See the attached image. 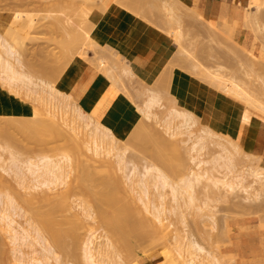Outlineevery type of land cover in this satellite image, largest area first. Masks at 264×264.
I'll return each mask as SVG.
<instances>
[{"label":"rangeland","instance_id":"374dc122","mask_svg":"<svg viewBox=\"0 0 264 264\" xmlns=\"http://www.w3.org/2000/svg\"><path fill=\"white\" fill-rule=\"evenodd\" d=\"M58 1L0 0V21H2L1 18H3L5 23H7L10 15L12 17L18 16L19 18L22 15L23 19H27L28 21L30 19L32 21L31 23H33V25L30 24L31 27L33 26L32 28L29 26V28L25 27L20 29L21 31L23 30L22 32L20 31L23 33L22 35L24 37L23 39L21 37L22 42L19 41L21 40L19 37L21 33H19L20 35L18 36L19 40L10 37L5 34V26L0 25V35L2 36V39L11 47L13 46V51H16L17 54L19 53L20 55V59L23 64L20 68L18 67L19 70L29 74L33 78L32 80L37 84L39 80L42 79L49 81L52 78L50 80L51 82L54 80L53 73L51 74L45 71V67L55 68V75L58 74L57 72L63 71L62 74L60 73V77H58L56 81L54 80L55 85L53 83L52 86H58L56 89H58L62 94L60 95L61 100H64L60 101V98H58L59 96H55L57 97L55 100L51 99V102L45 100L48 102L46 103L43 99H45L44 95H47V93L45 91L42 92L43 90H40L41 88L35 89L40 90L39 92H41L39 97V94H37L38 91H36L37 95L35 96L37 98L34 96L35 99L31 97L30 94L26 95L29 93L27 92L26 88L21 90L19 93L15 92L13 89L9 88V86L3 84V77L0 76V90L3 94L0 95H2L6 100L18 99L17 104L21 102L25 103L27 101L25 104L28 110V112L21 110L22 114H20L17 109L13 110V113L12 111L9 112L7 110V113L3 115V117L29 118L33 113L34 115L39 114L38 116L42 117L43 119H47L48 113L46 114L47 111L45 112V109L47 110L49 107L52 112L54 111L56 115H58L57 121L60 123L63 129L67 130L72 136L78 139H85L91 147L93 146L91 130L94 131L95 128L98 127V129L101 130L102 123L97 122L96 118L87 114L79 106L76 96L72 94L78 86L76 83L73 84V90L71 89L72 92L70 91V93L59 87V84L63 79L69 78L68 72L72 71L69 66L61 67V65L63 66L61 63V53L63 50L59 46H61V41H64L62 39L66 40L69 37L68 35L71 34L66 32L68 31L66 29L68 28L70 30L72 25L73 27H76V29L79 30L78 32L81 34L82 32L92 31V27L90 28V26H92L91 22H86V17L90 16L89 14L92 11L88 10L87 12L89 14L84 11L87 15H84L86 20H83L85 22L81 20L83 17L80 16L85 14L82 12L83 9L87 10L89 8L94 10L98 8L100 1L75 0L76 4H74V0ZM71 1L74 4H72V6L70 4L72 3ZM127 1L130 2V0H124L122 2V7L120 8L121 14L125 13V10L129 14L133 12L132 10L140 11H134L133 14H128V17H123L125 18L124 23L121 26H118V29L115 30L113 34L108 36V39L101 41L92 38L91 42L89 39H86V43L81 45V50L76 53L73 59L74 61L72 62L74 69L83 63L85 68L93 70L98 75L107 77L111 83L119 89L126 104L132 108L134 113L137 114L139 119L138 121L140 122L137 123H139V125L142 124L139 126V131V129L134 130L135 126L137 127L138 125L136 123L137 125L135 124L125 133V138H120L117 140L116 150L111 151L107 156L102 155L101 157L111 161L113 160L112 157L115 153L118 151H125V158L129 162V164L126 165L128 168L127 174H131L128 172L131 171L133 167L137 168L141 174H144L147 169L157 168L163 174H165L168 181L171 182V186H181V181L186 179L188 175H199L201 177V182L195 187V200L193 208H186L183 206L181 209L183 212V218L179 219V216L176 217L177 215L174 216L171 213L173 207H175V203L173 202L170 189L155 188L154 186L150 185L147 197H150L151 201L159 203V200H161V197L159 196L161 194H163L165 198L164 208L166 209V213L162 219L163 224L166 227L168 226L166 232L168 233L169 241L168 243L166 241H164V243L160 242L158 245H155L156 248L149 253H146L148 251L145 250L143 257L139 256L144 249L150 246L153 239L149 240V237L144 239L142 242L137 243L134 251L132 252L133 254L131 253L130 255H125V252L122 251L119 252V257H115L113 255V249L108 247L109 241H107L105 232L106 229L101 227L102 225L99 224V222L97 223L92 219L89 220L86 217L85 212L82 211L84 208L81 206H84L86 208L92 207L91 211H94L95 213L98 212L100 205H98L96 201L97 196L95 195H98L100 188H89L92 191L88 189L86 195L77 191V194L75 193L76 195L73 194L71 197L69 196L67 198V202L69 201V205L67 207L69 208V211L67 208L66 210L64 208L66 214L60 211L62 216L63 214L67 217L68 215L69 217L72 216L73 219H76L74 220L76 221V224L80 225V231L77 230L79 231L77 234L80 236H77V243L75 242L73 244V239H71V237L70 240L68 237V239H64L66 240L65 243L67 244L64 245H66L70 251H72V249L74 250V257L71 254V256H66L69 254H64L62 251H60V248L55 247L50 239L49 233L44 232V236L47 239V242L51 244L53 248L52 250H55L54 252L56 253V256L59 257V264H85V260L83 258V249L89 236H92L95 245H100L105 249V252L108 253L109 258L112 260L110 264H130L129 262L135 259L138 260V264H150L148 259L150 257L154 258L155 264H159L161 259L164 257L165 260H167L166 258L169 257V255L172 258L176 257L178 254L177 247L179 243L182 242H194L195 246H200L207 252L212 253V255L220 260L221 263L223 262V264L225 262L227 263L226 260L229 261L228 263L231 262L232 264H239V262H237L236 254L232 250V241L235 236L247 234L249 231H254L257 234H260V237L262 238V244L264 243V196H262V198L258 201H252V199H250L251 201H244V193L239 190L227 193L226 190L221 188V185L214 186L211 183V179H221L224 174V170L221 169L220 166L213 163V160L218 158L219 154L221 153V149L216 144L217 141H221V144H224L229 149L231 148L230 143L237 146L239 153L234 156L235 170L237 172L247 171L250 166L263 167L261 165L260 157L245 153L235 139H232V137L229 135H224L221 133V129H224L223 127L226 125L228 117L226 115L227 113L225 114V111L218 109V107H221V102H226V100L236 102L244 109V111L241 112L239 116L241 117L245 114L249 119L247 125L251 122V117H256L264 121V113H262L263 116H260L259 114H261L262 111H258L259 114L254 111L257 110L261 102L264 103V93L262 94L261 92L264 90V0H248L247 4L242 7L243 15L246 8L249 7L248 15L246 16V21L249 25L246 30L247 33L245 37H240V31H238L237 34L231 36L232 39L230 37L232 41L229 38H227L228 40H225L224 37L222 39L221 37L217 38L215 36L208 35L206 29L209 28V25L214 26L215 24H213L208 19L203 18L195 8L193 9L191 5H188L189 2L187 0H153L154 2L151 0H131V2L134 1L136 3L133 5L134 7L127 3ZM185 1H187L188 4ZM64 2H67L69 6H67V4L65 5ZM115 2L116 0H113L110 5H107L108 3L106 1V6L112 7L114 6ZM125 2L126 5L130 6H127V9H122L124 7L123 4L125 5ZM130 7L132 9H130ZM130 10L131 12H129ZM80 11L82 14H79ZM135 13L137 17L135 16ZM24 14H26L27 17ZM124 15H126V13ZM260 16L262 19L255 20V17L257 18ZM16 17L12 19L15 20L17 19ZM175 19L178 21L174 22ZM82 21L87 24L85 25ZM58 22H60L59 27H61L63 24L61 29H63L64 26L67 28L63 29V31H60V28L55 29L54 26ZM67 23L71 26H67ZM74 23H76V25H74ZM79 23H81V26H79ZM77 26H79L81 29L77 28ZM52 28H54L55 31H52ZM103 32L100 27L99 32L95 33L94 30L92 36H96V34L97 36L104 34L106 37L108 35V30L104 29ZM142 33H145L144 35L149 33V39H152V41H150V46L152 49H157L161 44V41H165L167 46L166 60L163 62L164 65L162 71L155 78L157 81L155 79L142 81L137 76H135L130 67L134 60L129 59L130 55H123V52L128 48L130 50L135 49V46H133L135 40L143 41V38L140 37ZM50 38L52 40H50ZM59 48L62 51H60ZM59 51L61 52L60 56L58 54ZM56 55H58L57 58ZM10 60L11 62H14L13 59ZM252 63H254V65ZM63 68L66 69L63 70ZM178 76L181 77V81L183 82L180 96L179 92L176 93L175 87L177 86L175 84L178 81ZM203 78L207 80V82L204 81ZM161 81L163 84H160ZM208 81L212 84L208 83ZM213 84L217 87V89L213 86ZM155 87L159 89L160 93H158L159 91H156ZM251 87L254 89V92L251 90ZM231 90L235 92H232ZM34 92L30 93L33 95L35 94ZM42 93H44V95ZM153 94H162L164 97L161 96L162 98L159 102V106L150 110L152 115L147 116L145 113L148 111L147 101ZM29 95L32 99H34L33 101L28 97ZM252 95H256V97L253 96L254 98L251 99V101L244 102L243 99L246 97L248 99L249 96L252 97ZM38 97L42 102L39 101L38 103V101H36ZM165 97L167 98L165 99ZM248 105L249 108L246 107ZM43 106L48 107H45L43 110ZM32 107H38L39 110H36ZM77 108L81 109L83 115L79 116V114L76 112ZM33 109L34 111L36 110L39 112H33ZM176 111L181 113L184 112V114H186L185 111L190 112L195 118L198 119L196 124L191 129L181 127L179 125L181 119H172V113ZM43 112H45V114ZM88 122L90 123L88 124ZM149 128H152V130L155 131L157 130V132L163 134L166 144L164 149H160L162 154L159 151H156L157 154L153 156L152 153H145L143 150H141L143 148L145 149L150 147H144L146 146L145 142L143 144L144 146L142 145L143 141L147 139V136L145 137L144 135L146 138L145 139L142 137L143 135L140 134H147ZM132 129L134 133L137 135L139 134V138L140 135L141 138H143L142 141L139 139L138 141H135L138 142L137 144L139 145H137L134 141V143H131L134 145V147L137 146V150L131 144L130 145L132 147H130L129 144L124 143V141L130 137L129 134L133 132ZM143 129L144 131L146 130V132L142 131ZM204 131H214L216 133H220L221 139L214 137L213 139L206 140V147L198 156L195 151L191 150L195 139H190L189 136L190 134L193 136H200L204 134ZM16 137H19L17 140L20 139L18 144H21V148H17L19 145L17 147L13 146V150L12 147H7L8 145L4 143L2 137L0 136V182L2 181L0 183V250L2 253L0 254V264H34L35 262L37 263V261L40 262V260L41 262H44L46 259L45 256L47 255L46 252L43 251L44 244L42 241H38L40 238L36 237L34 230L31 227L32 225H37V221L33 217L32 212L27 210L28 208H26V205L24 201L22 202L21 198L25 197V199L27 198L28 200V197H30L33 193L39 194L41 192L42 194L41 190L45 191V193L47 191V193L50 196L52 195V197L55 196L56 193V195L66 193L70 183L71 185L73 181L77 183L75 180L77 168L74 166L76 170L73 169V171H71L65 184L60 185L55 189L51 188L53 190H45V187V189L42 187L41 189L39 186H37V184L35 186L33 174L30 170V172L27 171L30 167L28 161H39L42 156H46L47 154V156L54 160L60 158L58 156L62 155L61 151H63V154L67 153L65 151L66 148L63 143L64 141H52L54 143L51 145V150L49 147L50 144L47 142L44 143L35 141L34 143V141H31L32 144L25 143V145L24 140L23 142L21 141V139H24L23 137L21 138L19 135H16ZM25 142L27 141L25 140ZM52 142L50 143L52 144ZM55 142L57 144H55ZM174 142L180 146L179 149H181L180 151H182V153L178 152V154L174 149H171L173 147L169 144H173ZM22 146L24 150H22ZM26 146H28L29 149ZM45 146L47 149L49 147L48 151H51L46 153L47 149H45ZM39 147H44V149H40L43 151L45 150V153H42L40 150H38ZM168 147L171 149L169 154L168 151H166L169 150ZM19 149H21V151H18ZM35 149L37 150L36 152L34 151ZM104 149H106L105 144ZM165 153L167 154L166 156L164 155ZM86 155L88 158L87 160H89L90 157L95 158V156H93L90 151H88ZM157 155H159V160H161L160 157L162 155L165 156V158L163 157L164 159H162L163 163H161L162 161L160 162L157 159H154L157 157ZM166 157L169 159L167 160ZM88 162V166H95L91 161ZM168 162H172V164L168 165ZM199 162H201L200 165ZM153 165L157 167H153ZM177 166H184L185 168H183L181 171L183 172L185 170V172H183L185 175L182 177H179L176 172ZM71 168L73 167L71 166ZM114 172L117 173V175H120L119 171L116 170V167H114ZM19 176L21 179H24H19ZM108 177L110 176L104 170L100 169L95 171L93 179L101 180L107 179ZM73 178L74 180H72ZM136 179H138V177ZM30 180L33 182V184H31L32 182ZM249 181H251V179H249ZM33 185L35 189L37 187L39 188L34 190ZM31 187L32 189H30ZM137 191H139V189H137ZM109 195L113 196L119 201H121L120 199L124 197L128 199L127 196H124L122 193L120 194L117 191H112ZM83 196L90 197H87V200L86 197L83 198ZM138 197L139 196L136 194L133 195V199H135V201L133 200V202H135L133 203V207L136 206V215L140 212L139 215L142 214L141 217L145 216L146 218L152 220L153 218L146 212L145 207L141 201L138 200ZM82 200H84V202ZM85 200L86 203L88 202V204L85 203ZM93 202L94 205H91ZM121 202L123 203V201ZM182 202L183 201L181 200V203ZM35 205L38 206L40 204L36 203ZM150 208L152 209L153 205H151ZM81 211L83 213H81ZM58 215L60 216V214ZM8 219L12 221H9ZM10 222L11 224H9ZM249 222L254 226L247 227ZM82 223L84 225L83 227H81ZM177 241H179L178 244ZM68 243L70 246H68ZM73 245H75V249ZM69 247L73 248L70 249ZM160 254L164 257L161 258ZM52 260L48 261L49 264H58V262H52Z\"/></svg>","mask_w":264,"mask_h":264},{"label":"bare ground","instance_id":"6f19581e","mask_svg":"<svg viewBox=\"0 0 264 264\" xmlns=\"http://www.w3.org/2000/svg\"><path fill=\"white\" fill-rule=\"evenodd\" d=\"M56 1H58V0H56ZM99 1L100 2L98 4V6H99L98 8H96L94 10L89 9V8L87 10L86 9L82 10L83 13L87 12L88 10L92 11L91 12L92 14L91 13L89 14L87 12L90 16H87L86 13L82 14L81 11L79 12V14L83 15V16L79 15L80 17H83V18H81V20L85 19L84 15L87 16L86 17L87 20L86 19L85 20L87 23L91 22L92 26H90V28L92 27V31L82 32V34H81L78 32L79 30H77L76 27H73V25L72 26L68 25L69 22L67 23V26H69V27L71 26L70 30L64 26L63 29L67 28L66 30H68V31H66V30L65 31L68 33H71V34L70 35L67 34L69 37L66 40L65 39H62L64 41L60 40L61 41L60 44L62 47L59 46L60 44L58 43L59 44L58 46L63 50L62 51L59 48L60 51H62V53L60 51L58 53L59 56L62 54L61 60L63 62L61 60L60 61L63 64V66L61 65V67H65V66L68 67L69 66L71 68V70L72 69L74 70V66L72 65V62L74 61L73 59H74L76 53L81 50V45L83 43H86L85 42L86 39H89L91 42V40L93 38L92 33L94 32V30H95V33H98L99 28L101 27L102 32L104 31V29L108 30V32H109L112 30V29H110L112 26H116V25L120 24L121 21L125 19L123 17H125L129 14L128 12H126V10H125L126 15H124L125 13L121 14L120 8L122 7V2L124 0H116L114 6H112V7L106 6V0H99ZM151 1H153V0H151ZM67 2L66 3L64 2V4L66 5ZM130 2H131V0H130ZM130 2L127 1V3L131 4V6L134 7L133 5H135L136 3L134 1H133L134 3L133 2L130 3ZM185 2L188 4L187 1H185ZM70 4L72 6L73 2ZM74 4H76L75 0H74ZM63 5H62V7H63ZM188 5L190 6L191 4L189 3ZM67 6H69V4H67ZM123 6L124 7L122 9H124V8L127 9V6L129 7L130 5H126V2H125V5L123 4ZM191 7H192V5H191ZM130 9H132V8L130 7ZM138 9H139V7H138ZM142 9H144V8H142ZM195 9H196V7H195ZM70 10H71V8H70ZM248 10H249V7L246 8L244 15L241 16V19L236 18L231 23L211 21L215 25L214 26L209 25V28L206 29L207 34L210 36H215L217 38L221 37L222 39L224 37L225 40H228L227 38L230 39V37L235 34V32L239 26V22L241 23L242 29L245 27L244 30L246 31L248 26H249L247 24V21H246V16L248 15ZM42 11H44V10H42ZM122 11H124V10H122ZM132 11L138 12L140 10H132ZM129 12H131V10ZM133 12H131L130 14H133ZM59 13H62V12H59ZM143 13H144V11H143ZM24 15L27 17L26 14H24ZM10 16H9L7 23H5L3 18H1L2 21H0V25H2V26L4 25L6 28L5 34L10 36V37L18 39V36L20 35L19 33H21L23 31V30L21 31L20 29L25 28V27L29 28L30 24L33 25V23H31L32 21L29 18H28L29 21L27 19H23L22 15L20 18L18 16L17 17L14 16L17 18L15 20L12 19L14 17H12V16L10 17ZM28 16H29V14H28ZM135 16L137 17L136 13H135ZM257 19H262V17L261 16L257 17V18L255 17V20H257ZM74 21H75V19H74ZM175 21L177 22L178 20L175 19L174 22ZM59 23L60 22H58L54 26V28L55 29L60 28V31L61 30L63 31V29H61L63 24L61 25V27H59L60 26ZM83 23H82V25H83ZM79 24H80L79 26H81V23H79ZM74 25H76V23H74ZM77 25H78V22H77ZM79 26H77V28H80ZM32 27L30 26V28H32ZM83 27H87V26H83ZM54 28H52L53 29L52 31H55ZM86 29H88V28H86ZM95 33H94V35H95ZM22 34L23 33H21V35ZM21 35L19 37H20V39H21V37L23 39L24 37H23V35L22 36ZM100 35L104 36V34H100ZM96 36H97V34H96ZM22 39L21 40L18 39V40L22 42ZM231 39H232V37H231ZM50 40H52V39L50 38ZM50 40H48V41H50ZM14 41H17V40H14ZM0 51H2V52H0V76L3 77L2 78L3 84L9 86V88L13 89L15 92H18V93L21 90H23L24 88H26L27 92H29V93L26 92L27 93L26 95L30 94L31 97H33V98L37 94H39V97H40L41 92H39V91L43 90L42 92L45 91L47 93V95H44V93H42L45 96L44 97L45 99L42 98L44 101L48 100V102H51V99L55 100L57 98L55 96H59L58 97V98H60L59 100L64 101L63 99L61 100V97H60V95H62V94L59 92L58 89H56V88H58V86L57 87L54 86L55 81L57 80L58 77H60V75L62 74L63 71L57 72L59 75L56 74L57 75L56 76L54 74L55 68L45 67V71H47L51 74L53 73L55 81L53 80L54 82L53 81L51 82L50 80L52 78L49 81H45L42 79V80H39L40 83L38 82V84H39L38 85L37 83H35L32 80L33 78L29 74H27L25 72H21L19 70V68L23 64L21 62L19 53L17 54L16 51H13V46L11 47L9 44H7L2 39L1 35H0ZM51 52H53V51H51ZM57 56L58 55H56V58H57ZM10 59H13L14 62H11ZM252 64L254 65V63H252ZM65 69L63 68V70H65ZM45 74H46V72H45ZM45 74H44V76H45ZM204 81L207 82V80H205V79H204ZM48 82H50L51 85ZM53 83H54L53 86L55 88L52 86ZM161 83H162V81L160 82V84ZM208 83L212 84L209 81H208ZM213 86L216 87L214 84H213ZM67 87H69V85ZM36 88H41V89L35 90ZM158 88H159V86H158ZM158 88L155 87L156 91H159ZM28 89H29V91H28ZM32 89H34L35 92ZM165 89H166V87H165ZM216 89H217V87H216ZM31 90L35 94L32 95L31 93H33V92ZM251 90H253V92H254V89L252 87H251ZM36 91H38L39 93L37 92V94H36ZM231 91L235 92L233 90H231ZM261 92L263 94L264 90H262ZM158 93H160V91ZM161 93H162V91H161ZM0 94H2L1 90H0ZM162 94H157V95L153 94L149 97V99L147 101V110L148 111L145 112L147 116L152 115V113L150 112L151 109H154L157 106H159V102L161 101V98L164 97ZM167 94H168V92H167ZM30 95L28 96L29 98H31ZM47 96H49V97H47ZM250 96L248 99H247V97L245 99H243L244 102L251 101V99L254 98L253 96L256 97V95H252V97H250ZM263 96H264V94H263ZM39 97L36 100V101H38V103H39V101L42 102L41 100H39ZM166 98L167 97H165V99ZM34 99L31 98L32 101ZM17 100L18 99L6 100L3 96H2V98H0V136L2 137L4 143H6V145H8L7 147L13 148V146L17 147L19 145V147H17V148H21V146H20L21 144H18L20 139L17 140L19 137H16V135H19L21 138L22 137L24 138V139H21L22 142L24 140V144L25 143L32 144L31 141H34V143H35V141L44 142V143L47 142L48 144H50L49 147L51 150H52L51 145H53V143H54L52 141H60V140L64 141L63 143H64L65 148H66L65 151L67 152V153L63 154V151H61L62 155L60 154L61 156H58L60 158H57L55 160L51 159L49 156H47L48 155L47 154L46 156H42L39 161H34V162L28 161V164L30 167L27 171L30 170L31 173L33 174L35 186L37 184V186H39L40 188L45 187L46 188V189L44 188L45 190L51 189V188L55 189L56 187L65 184L66 180L69 178L71 171H73V169L77 168V170L75 169L76 170V179L75 180L77 183H75L74 181L72 182V180H74V178H73L71 180V182H72V185H74V186H72L70 183L68 186L67 192L65 191L66 193H61L58 195H56L57 194L56 193L55 196L52 197V195L50 196L47 193V191H46V193L48 195L45 193V191L41 190L42 194H41V192L39 193L40 195L38 193H36V194L33 193V194H31L30 197H28V200H27V198L25 199V197L21 198L22 202L24 201L26 208H28L27 210L32 212L33 217L37 221V225H32L31 227L34 230V234L36 235V237L40 238L38 241H40V242L42 241V243L44 244V250L43 251H45L46 255H47V256H45L46 259L43 257L45 259L44 262L43 261L41 262V260H40V262L37 261L38 264H43V263L49 264L48 261L52 260L53 256H54V258H53L52 262L53 261L58 262V260H59V257H57L56 253L54 252L55 250L53 251L51 244H49L47 242V239L44 236V232L49 233L50 239H51V241L55 247L60 248L61 249L60 251H62L64 254H69L66 256H71V255L73 256L75 254V253L73 254V251H74L73 249H72V251H70L68 249V247H66L67 244L65 243L66 240H64V239L68 237L70 240V237H71V239H73L72 241L74 244L78 240L77 238L80 237V236H78L79 234H77L80 231L79 230L80 225L76 224V221H74L76 219H73L72 216H70L71 218L69 217V215H68V217L64 214L62 216L60 211H62V213L63 212L65 213V210L69 205V201L67 202V198L69 196L71 197V195H73L75 193L77 194V191L86 195L89 188H92V189L93 188H98V189L100 188L98 195H95V196H97L96 201H97L98 205H100L99 206L100 209L98 210L97 213H95L94 211H91L92 207L86 208L84 206H81L84 208V209L82 208L83 209L82 211L85 212L86 217L89 220L92 219V220L96 221L97 223L99 222V224L102 225L101 227H104L106 229V231H105L106 237H107V241H109L108 247L113 249V255L115 257H119V252H122V251L125 252V255H130L134 251V248H135L137 243H140L144 239L149 238V237H150L149 240L153 239V241L151 242L149 247H147L146 249H144L142 251V253L139 257L144 256L143 253L145 250L148 251L146 253L153 251V249L156 248L155 245H158L160 242L164 243V241H166L168 243L169 238H168V233L166 232L168 226L166 227L163 224V219H162L166 213V209L164 208L165 198H164L163 194H161L159 196V197H161V200H159V203H155L154 201H151L150 197H147L150 185L154 186L155 188H162V189L169 188L170 189L172 197H173V202L175 203V207H173V210L171 211V213L174 216L177 215L176 217L179 216L178 217L179 219L180 218L182 219L183 218V212L181 211V209L183 208V206L186 208H193V204H194V200H195L194 199L195 187L197 186V184H199L201 182V177L199 175H188L186 177V179H183L181 181V186H179V185L171 186L172 184L170 181H168L165 174H163L157 168L147 169L144 174H141L137 170V168L133 167L131 169V171L128 172L131 174H127L128 168L126 165H128L129 162L125 158V151H118L117 150L118 152L114 154V156L112 157L113 160H111V161L106 160L105 158L101 157L102 155L107 156V155H109V153L111 151L116 150L117 140L120 139L117 137L114 130L111 128V126H110L111 124L108 125L107 123L99 121L100 119L99 120L97 119V122L102 123V126L99 124L102 128L100 130V129H98L99 127L97 126L98 128H95L94 131L91 130L92 137H93V140H92L93 146L90 147V145L86 142L85 139H78V138L72 136L67 130L63 129V127L57 121L58 115H56V113L54 111L52 112L48 106L47 107L50 111L48 109L47 110L45 109L46 106L45 107L43 106L44 108L42 107L43 110L45 109V112L47 111L46 114L48 113L47 119H43L42 117L38 116L39 114L34 115L33 113L29 118L3 117V115H5L7 113L6 112L7 110L9 112L12 111V113H13V110L17 109L20 112V114H22L21 110L28 112L27 106L25 104L27 101L25 103L21 102V103L17 104ZM172 101H174V100H172ZM45 102L48 103L47 101H45ZM86 105H87V103H86ZM38 107L37 108L32 107V108L39 110ZM246 107L249 108V105ZM263 109H264V103L261 102L259 104L257 110H254V109H252V110H254L258 114H259L258 111H262L261 114H259V115L263 116L262 115V113H264ZM36 110L34 111V109H33V112H37ZM19 112H15V113H19ZM45 112H43V113L45 114ZM76 112L79 114V116L83 115L81 112V109L77 108ZM185 112H186V114H184V112L181 113L178 111L172 113V119H174V120L181 119L179 125L181 127L186 128V129H191L196 124V121L198 119L195 118L190 112H187V111H185ZM25 114H27V113H25ZM86 117H87V115H86ZM88 118H90V117H88ZM239 120H240V122H242L245 125H247V123L249 122L248 121L249 119L245 114L242 115ZM137 122H139V121H137ZM89 123L90 122H88V124ZM139 123H137L138 125L136 124L137 127L135 126L134 130L135 129L138 130L140 128L139 126H141L142 124L139 125ZM132 131H133V129H132ZM139 131H140V129H139ZM142 131H144V129ZM136 132H138V131H136ZM144 132H146V130ZM203 133L204 134L200 135V136H193L192 134H190V136H189L190 139H195L193 142L191 150L195 151V153L198 156L205 149V147H206L205 141L206 140L213 139L214 137H218L219 139H221L220 133H216L214 131L213 132L204 131ZM140 134L143 135L142 137H144V135H145V137L147 136V139H148L147 140L144 137L146 140L143 141L142 145L145 142L146 146L143 145L144 147L150 146V147H147L145 149L144 148L141 149V150H143V152H145V153L150 152V153H152L153 156L156 155L158 151L161 153L160 149H162V148L164 149L165 144H166L165 139L163 137V134L157 132V130L156 131L152 130V128H149V130L147 131V134H145V133L144 134L140 133ZM129 135H130V137L127 140H125V141L122 140V141H124L125 144L130 145L133 141L134 142L138 141V139L142 141V139H143V138H141V135H140V138H141L140 139L138 136L139 134L137 135L136 133H134V131ZM123 138H125V137H123ZM25 140L27 142H25ZM28 141H30V142H28ZM50 142H52V144ZM167 142H168V139H167ZM47 143H46V145H47ZM135 143L137 144L138 142H135ZM139 143H141V142H139ZM174 143L169 144L170 146L173 147L171 149H174L176 151V153H178V152L182 153V151H180L181 149H179L180 146L176 142H174ZM55 144H57V143L55 142ZM104 144H105L106 149H104ZM216 144L221 149V153L219 154L218 158L213 160L214 161L213 163L215 165L220 166L221 169L224 170V174H223V177L221 179L220 178L211 179V183L214 186L221 185V188L226 190L227 193L235 192L236 190L241 191L242 193L245 194L244 201H251L250 199H252V201L260 200L262 198V196H264V168L263 167L250 166L247 171H238L237 172L235 170V160H234V156L237 153H239L237 146L235 144L233 145L230 143L231 148L229 149L224 144H221V141H217ZM25 145H23V146H25ZM131 145H130V147H132V146L134 147V145H132V146ZM137 145H139V144H137ZM23 146H22V150H24ZM26 147L28 148V146H26ZM36 147H38V146H36ZM49 147H48V149H49ZM136 147H134V148H136ZM40 148L41 147H39L38 150H40L42 153H45V150L44 151L41 150V149H44V147L41 149ZM45 149H47L46 146H45ZM48 149L46 150L47 151L46 153L51 151V150L48 151ZM168 149L169 150H166V151H168V154H169V151L171 149L169 147H168ZM13 150H14V148H13ZM136 150H137V148H136ZM174 150H172V151H174ZM18 151H21V149H19ZM34 151L36 152L37 150L35 149ZM88 151H90L93 154V156H95V158L90 157V159L87 160L88 158H87L86 154ZM153 152H154V154H153ZM161 154H159V155H161ZM172 154H173V152H172ZM42 155H45V154H42ZM159 155H157V157H155L154 159H157L160 162L162 161L161 163H163L162 159H164L167 154L165 153L164 154L165 156L162 155L160 157L161 160L158 159ZM180 156H181V154H180ZM180 156H179V158H180ZM166 158H167V160L169 159L168 157H166ZM178 160H181V159H178ZM88 161H91L93 163V165H95V166H88L87 165L89 163ZM170 164H172V162L169 163L168 165H170ZM181 164H182V162H181ZM200 164H201V162H199V165ZM71 166L73 168H71ZM74 166H76V167L74 168ZM114 167H116V170L119 171L120 175H117V173L114 172ZM153 167H157V166L153 165ZM183 168H184V166H177L176 167V172H177L179 177H182L183 175H185L183 173V172H185V170L183 172H181L183 170ZM100 169L104 170L110 177H108L107 179L94 180L93 176L95 174V171H98ZM163 169H165V168H163ZM77 171H78V176H77ZM21 177H23V176H21ZM137 177H138V179H136ZM19 179H21L20 176H19ZM23 179H21V180H23ZM249 179H251V181H249ZM31 184H33V182ZM39 187H37L35 189L34 185H33L34 190H37ZM30 189H32V187ZM53 189H51V190H53ZM137 189H139V191H137ZM89 190H91V189H89ZM112 191H117L120 194L122 193L124 196H127L128 199H126V197H124L125 199L121 198L120 200L123 201V203H122L121 201L117 200L113 196L109 195ZM130 193H131V195H130ZM132 194L133 195L136 194L139 196L138 200L141 201V203L145 207L146 212L153 218L152 220L146 218L145 216L141 217L142 214L139 215L140 212L138 210L137 211L139 213L136 215V213H135L136 212L135 211L136 206L133 207V203H135V202H133V200L135 201V199H133ZM32 196H33V198L31 199ZM84 197H86V196H83V198ZM87 197H86V199L88 200V198L90 196L88 198ZM181 200L183 201L182 203H181ZM82 201L84 202V200H82ZM66 202H67V204H66ZM36 203H39L41 206L40 205H38L39 207L36 206L35 205ZM85 203H86V200H85ZM86 204H88V202ZM136 204H134V205H136ZM91 205H94V202ZM151 205H153L152 209L150 208ZM64 208H65V210H64ZM67 209L69 211V208H67ZM137 209H138V206H137ZM68 211H66V212H68ZM82 211H81V213H83ZM58 214H60V216ZM8 218H10V217H8ZM87 218H86V220H87ZM5 219H7V218H5ZM9 221H12V220H9ZM81 222H80V224H81ZM9 224H11V222ZM83 226L84 225L82 223L81 227H83ZM138 227H140V228H138ZM77 230H79V231H77ZM34 240H36V239H34ZM179 241H177V244L179 243ZM40 242H39V244H40ZM69 243H68V246L71 245V243H70V245H69ZM64 244H66V245H64ZM75 245H73V247ZM73 247H69V248L71 249ZM41 249H42V247H41ZM74 249H75V247H74ZM177 251H178V254L176 255V257L172 258L168 254L169 257L166 258L167 260H165L164 259L165 257L160 254L161 258L164 257L163 258L164 260L161 259V262L159 264H223V262L221 263L220 260H218L214 255H212V253L207 252L204 248H202L200 246H198V247L195 246L194 242L193 243L192 242L179 243V245L177 247ZM62 252H60V253L63 254ZM169 252H170V250H169ZM0 254H2L1 250H0ZM168 255H166V256H168ZM51 256H52V258H51ZM83 258L85 260V264H110L112 262L111 258H109L108 253L105 252V249L100 245H95L94 239L92 238V236H89L87 242H85L84 249H83ZM148 259H149L150 264H155L153 257H150ZM226 261H227V263L229 262L228 260H226ZM59 262H58V264H59ZM129 263L130 264H138V260L135 259V260L130 261ZM228 264H232V263L230 262Z\"/></svg>","mask_w":264,"mask_h":264},{"label":"crops","instance_id":"0c3cea01","mask_svg":"<svg viewBox=\"0 0 264 264\" xmlns=\"http://www.w3.org/2000/svg\"><path fill=\"white\" fill-rule=\"evenodd\" d=\"M106 1L108 3L107 5H110L113 0ZM187 1L193 8L196 7V10L203 18L209 19L210 21L226 23H231L236 18L241 19L243 15L242 7L248 2V0ZM123 23L124 20H122L120 24L112 26L110 28L112 30L108 32L106 37L93 36V38L101 41L106 40L108 36L113 34V32L118 29V26H121ZM238 31H240V37H245L247 31L242 29L240 22L235 34H237ZM144 34L145 33H142L140 35L143 41L135 40L133 44L135 49L130 50L128 48L123 52V55H130L129 59L134 60L130 65L134 75L142 81H149L150 79H155L162 71L163 62L166 60L167 46L165 41H161L157 49H152L150 46V41H152V39H149V33L146 35ZM68 73L69 78L63 79L59 87L70 93V91L72 92L73 90V84L76 83L78 86L72 94L76 96L79 106L87 114L92 115L98 120L100 119L99 121L107 123L108 125L111 124L117 137H125V133L130 130L139 119L132 108L123 100L119 89L114 86L107 77L98 75L93 70L85 68L83 63ZM68 85L69 87H67ZM175 85L176 93L179 92L180 96L181 86L183 85L180 76H178V81ZM0 98H2V95H0ZM218 109L225 111L228 117L227 123L223 127L224 129H221V133L235 139L245 153L260 157L261 165L264 167V121L256 117H251V122L248 125H243L239 120V115L244 109L236 102L226 100V102H221V107H218ZM249 226L253 227L254 225H251L249 222L247 227ZM261 239L260 234L254 231H249L247 234L234 237L232 241V250L236 254L239 264H264V243L262 244Z\"/></svg>","mask_w":264,"mask_h":264}]
</instances>
